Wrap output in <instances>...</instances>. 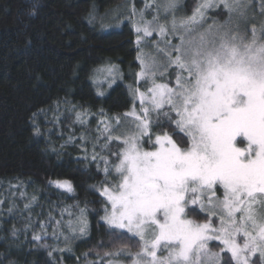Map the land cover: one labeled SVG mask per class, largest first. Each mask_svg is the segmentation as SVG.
<instances>
[{"label":"trees","instance_id":"1","mask_svg":"<svg viewBox=\"0 0 264 264\" xmlns=\"http://www.w3.org/2000/svg\"><path fill=\"white\" fill-rule=\"evenodd\" d=\"M127 2L0 0V264L130 263L132 256L113 253L140 251L131 240H116L102 220V189L118 180L114 172L104 174V161L111 170L118 150L117 141H106L104 122L115 129L109 118L122 121L132 109L130 84L142 91L150 86L137 81L139 47ZM197 3L184 0L185 12ZM136 5L141 8L140 0ZM214 16L224 20L226 13ZM106 65L115 66L119 78L99 95L94 75ZM177 71L173 66L155 80L174 86ZM151 115L150 134L167 131L182 149L190 146L163 115ZM142 146L153 149L152 142ZM55 181H69L74 191ZM190 207L196 208L190 219L217 222ZM81 209L87 229L74 238L69 226L80 221Z\"/></svg>","mask_w":264,"mask_h":264},{"label":"snow or ice","instance_id":"2","mask_svg":"<svg viewBox=\"0 0 264 264\" xmlns=\"http://www.w3.org/2000/svg\"><path fill=\"white\" fill-rule=\"evenodd\" d=\"M175 3L169 0L168 7ZM206 7L207 3L197 7L180 27L202 17L200 8ZM171 28L175 35V18ZM168 31L163 25L158 28L161 37ZM252 31L249 43L225 32L218 44L213 41L195 53L185 48L183 37L177 45L169 42L167 47L176 53L174 58L166 54L168 66L178 69L175 87L157 83L155 72H145L137 58L142 66L138 81L144 79L150 86L146 92L130 89L133 107L123 119L131 121L132 131L122 140L112 134L122 126L121 117L109 118L115 129L104 122L106 141L118 143L116 161L111 170L104 161V174L114 172L118 183L104 186L101 194L107 204L102 220L109 234L133 241L140 251L121 249L113 255L132 256L133 264H204L202 257L209 255L214 258L211 264H264V43H257ZM135 33L138 45L142 35H152L148 26L137 25ZM96 71L112 77L110 83L118 74L115 66ZM165 106L168 110L162 111ZM152 113L157 120L163 115L177 134L184 133L180 138L190 146L182 149L167 131L150 134ZM157 127L162 128L158 123ZM144 142H152L154 150L145 151ZM54 183L68 193L74 191L69 181ZM217 190H222V200L216 198ZM193 205L206 209L208 217L218 211L219 227L207 218L205 223L189 219V212L196 211ZM80 211L79 231L84 234L86 209ZM212 241L220 242V252H210Z\"/></svg>","mask_w":264,"mask_h":264},{"label":"rangeland","instance_id":"3","mask_svg":"<svg viewBox=\"0 0 264 264\" xmlns=\"http://www.w3.org/2000/svg\"><path fill=\"white\" fill-rule=\"evenodd\" d=\"M140 2L142 3L141 8H138L136 5V0H128L124 7L126 8L127 12V20L132 23L134 29L137 25H139L148 26L149 30L152 31L151 36H141V42L138 45V57L143 61V70L149 75H151V73L154 71L155 77L157 75H163L171 67L175 66H168L166 54L171 52L174 58L176 53L172 51V49L168 48L167 44L169 42L173 45L179 44V37H183L185 41V48L191 49L193 53L202 47L210 45L213 41L218 44L220 36L225 32H227L229 36L235 35L238 41L242 38L245 43H249L253 39L252 30L255 29L257 43H264V0H198L194 11L197 7L205 3L208 4V7L200 8V12L203 14L202 17L197 15L196 21L194 23H189L184 27H180V22L188 20V18L194 13V11L191 14H187L185 12L184 0H176L174 8L168 7L169 0H140ZM133 9L135 10V14H133ZM220 9H223L226 13V18L224 20L214 16V12ZM148 13H151L150 17L148 16ZM173 18H175L177 24L175 35L173 34L171 28ZM161 25L165 26L169 30L168 34L164 37H161L158 32V28ZM109 66L111 65L103 66L100 69L107 68ZM141 71L142 66L138 73ZM105 77V72L96 71L94 75V83L100 92H103L105 89L109 88L119 78V74L115 76L114 82L111 83L110 81H113V78L109 77L106 79ZM129 86L130 89L139 87L137 84H130ZM170 87H175V85ZM139 90L141 92H146L142 91L140 87ZM136 110H140L139 102L136 103ZM121 125L122 126L119 128L116 136H119L122 140L125 135L132 131L131 121H125L123 119L121 121ZM237 147H245V144L237 143ZM144 150L153 151L154 148L151 150ZM116 183H118V180L115 182V184ZM216 198H219L220 200L223 199L222 190L216 191ZM204 203L207 204V200H205ZM201 211L207 213L206 209ZM218 215V211L216 215H212L217 219V222L211 220L213 227H219ZM79 227V222L72 221L71 225L69 226L71 237L75 238L82 234L79 231ZM217 245H220L219 241L210 242L208 244V249L210 252H220L221 249H216ZM220 247L222 248V245H220ZM159 255L162 254L158 253V256ZM163 255H166V253H163ZM253 257L251 259H253ZM202 259L204 264H211V261L214 258L209 255L202 257ZM108 264H133V259L130 263H122L120 261L112 260Z\"/></svg>","mask_w":264,"mask_h":264}]
</instances>
